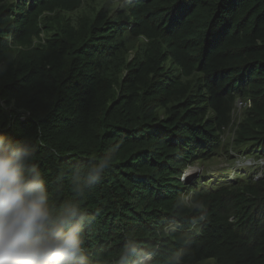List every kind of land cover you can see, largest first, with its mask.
I'll return each instance as SVG.
<instances>
[{
  "label": "trees",
  "instance_id": "16d2710c",
  "mask_svg": "<svg viewBox=\"0 0 264 264\" xmlns=\"http://www.w3.org/2000/svg\"><path fill=\"white\" fill-rule=\"evenodd\" d=\"M232 125L264 156V0H0V141L89 264H264V178L182 179Z\"/></svg>",
  "mask_w": 264,
  "mask_h": 264
},
{
  "label": "clouds",
  "instance_id": "9594fccd",
  "mask_svg": "<svg viewBox=\"0 0 264 264\" xmlns=\"http://www.w3.org/2000/svg\"><path fill=\"white\" fill-rule=\"evenodd\" d=\"M239 99L249 101L236 99L238 119L247 108L236 116ZM26 158L25 147L0 141V264H89L82 225L52 211L45 182Z\"/></svg>",
  "mask_w": 264,
  "mask_h": 264
},
{
  "label": "rangeland",
  "instance_id": "374dc122",
  "mask_svg": "<svg viewBox=\"0 0 264 264\" xmlns=\"http://www.w3.org/2000/svg\"><path fill=\"white\" fill-rule=\"evenodd\" d=\"M241 112L236 107V116ZM237 120L234 116L233 121ZM232 125L231 129H233ZM225 148L220 156L211 162L196 161L189 164L182 179L187 185L197 184L199 187H217L222 182L235 183L241 177L254 176L256 180L264 178V156H248L238 153L229 145L232 142L231 130L224 134ZM230 150L228 154L226 149ZM232 154V155H231ZM210 185V186H209ZM187 197V195H185Z\"/></svg>",
  "mask_w": 264,
  "mask_h": 264
},
{
  "label": "built area",
  "instance_id": "2783aa9c",
  "mask_svg": "<svg viewBox=\"0 0 264 264\" xmlns=\"http://www.w3.org/2000/svg\"><path fill=\"white\" fill-rule=\"evenodd\" d=\"M237 105L240 107V108H242V107H249V106H251V101L249 100V101H242V100H238V102H237Z\"/></svg>",
  "mask_w": 264,
  "mask_h": 264
},
{
  "label": "bare ground",
  "instance_id": "6f19581e",
  "mask_svg": "<svg viewBox=\"0 0 264 264\" xmlns=\"http://www.w3.org/2000/svg\"><path fill=\"white\" fill-rule=\"evenodd\" d=\"M210 186V185H209Z\"/></svg>",
  "mask_w": 264,
  "mask_h": 264
}]
</instances>
